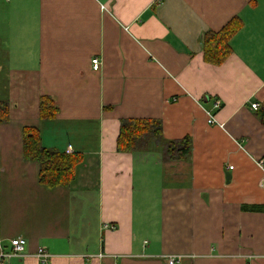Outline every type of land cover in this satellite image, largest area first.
<instances>
[{
    "label": "crops",
    "instance_id": "crops-1",
    "mask_svg": "<svg viewBox=\"0 0 264 264\" xmlns=\"http://www.w3.org/2000/svg\"><path fill=\"white\" fill-rule=\"evenodd\" d=\"M234 18L231 55L206 64L202 36ZM0 101V243L26 246L6 264H264V0H0ZM130 119L189 137V157L118 153ZM24 127L81 156L67 187L39 183Z\"/></svg>",
    "mask_w": 264,
    "mask_h": 264
},
{
    "label": "trees",
    "instance_id": "trees-1",
    "mask_svg": "<svg viewBox=\"0 0 264 264\" xmlns=\"http://www.w3.org/2000/svg\"><path fill=\"white\" fill-rule=\"evenodd\" d=\"M238 19H231L217 32H208L201 38L203 61L211 66H221L231 55L230 41L240 29ZM56 108L51 99L40 98L39 119L55 117ZM254 116L264 127V101L260 103ZM9 120V108L0 101V124ZM153 145L160 149L164 161H184L191 151V139L166 141L162 137V124L153 119H130L120 122L116 139L118 153H134L148 150ZM22 153L26 161L38 165V181L47 188L67 187L74 178L75 167L80 164L79 154L60 153L42 147L39 131L35 127L22 130Z\"/></svg>",
    "mask_w": 264,
    "mask_h": 264
},
{
    "label": "built area",
    "instance_id": "built-area-1",
    "mask_svg": "<svg viewBox=\"0 0 264 264\" xmlns=\"http://www.w3.org/2000/svg\"><path fill=\"white\" fill-rule=\"evenodd\" d=\"M91 65H92L93 71H98L100 68V62L98 59L92 60ZM220 106L221 105H220L219 101H216L214 103L213 109L218 110V109H220ZM257 107H258L257 104L251 105V109L253 111L256 110ZM208 124H210V125L215 124L213 116L209 115ZM257 166L259 168L263 169L264 168V160L259 159L257 161ZM229 169L231 170L232 167H229ZM259 186L264 188V174H263V177L259 181ZM9 244H10V250L8 252H5L3 250V247L1 246V243H0V264H6V262H8L13 257L22 258L25 254L26 246H25V241L23 239H20V238L13 239L9 242ZM34 258L37 260V262L39 264H51L50 263L51 256L49 255V253L46 251L45 248H38L36 250V253L34 254ZM175 263H176L175 258L167 259V264H175Z\"/></svg>",
    "mask_w": 264,
    "mask_h": 264
},
{
    "label": "water",
    "instance_id": "water-1",
    "mask_svg": "<svg viewBox=\"0 0 264 264\" xmlns=\"http://www.w3.org/2000/svg\"><path fill=\"white\" fill-rule=\"evenodd\" d=\"M227 177H229V175H227Z\"/></svg>",
    "mask_w": 264,
    "mask_h": 264
}]
</instances>
